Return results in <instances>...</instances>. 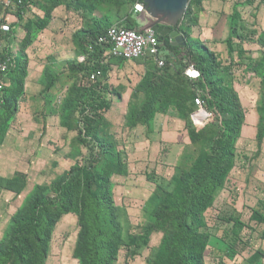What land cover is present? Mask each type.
<instances>
[{
	"label": "trees",
	"instance_id": "1",
	"mask_svg": "<svg viewBox=\"0 0 264 264\" xmlns=\"http://www.w3.org/2000/svg\"><path fill=\"white\" fill-rule=\"evenodd\" d=\"M101 1L77 2L90 15L91 23L74 34L77 39L80 37L81 54L86 55V61L76 59L71 64V69L85 72L86 78L91 72L99 69L105 71L107 67L101 62L104 49L95 44L98 36L106 33L113 25L109 23L108 17H93ZM201 1L190 0L179 26L187 42L185 46H172L169 38L162 40L157 32L165 64L159 67L152 56L147 57L149 68L139 86L145 93L144 102L142 107L132 108L128 114L127 125L150 126L157 113L166 112L174 106L178 116L186 120L191 140L202 143V149L189 169L172 176L169 181L162 179L157 182L156 192L161 195V199L150 210L149 222L145 228L146 233H164L160 246L154 252V264H206L205 251L210 235L203 231L207 228L205 214L235 168L237 142L245 119L237 92L225 82V75L229 71H225L218 56L207 45L189 33L190 25L195 22L190 18L192 8L200 5ZM136 2L144 0H123L116 4L134 6ZM49 13L50 11L47 12L48 16ZM135 14L133 7L132 12L126 13L124 17V25L138 28L139 22ZM11 32H0V42L3 38L10 37ZM259 41L264 46V34ZM29 44L30 40L27 38L23 47H28ZM91 44H94L92 51L89 50ZM167 49L176 55H182L174 60L172 54L166 52ZM7 56L10 54L6 49L0 50V59ZM14 59V66L8 71L12 73L11 84L3 89L0 128L16 115L25 90L27 63L21 57ZM187 61L194 62L200 70L201 77L198 80L184 75ZM246 70L262 77L257 133L260 147L264 139V53L259 61H252L247 65ZM46 77L48 81L45 91H48L54 85L55 76L47 72ZM98 81H86L85 86L71 87L63 107V115L77 110L82 113L83 129H80L78 139L84 144H94L96 147L92 149L98 150L93 151L91 160H80L54 182L55 197L47 194L46 187H36L26 205L14 216L5 244L0 245V264H42L55 224L63 214L71 211L79 216L80 231L74 253L79 264H117L120 249L124 245L128 248L135 247L133 250L137 254L148 246L149 235L128 232L126 211L124 207L117 205L114 198L111 178L115 174L126 175L129 167L117 145L98 133V126L104 118L103 112L111 107V102L104 99L101 93V89L105 90L109 86L103 87ZM199 89L205 92L204 99L208 109L217 113L215 119L200 130L191 118L192 112L197 108L195 98ZM260 203L264 207V202ZM254 214L252 217L255 220L264 223V215ZM231 220L236 221L237 229L246 226L239 219ZM34 259L37 260L36 263Z\"/></svg>",
	"mask_w": 264,
	"mask_h": 264
},
{
	"label": "rangeland",
	"instance_id": "2",
	"mask_svg": "<svg viewBox=\"0 0 264 264\" xmlns=\"http://www.w3.org/2000/svg\"><path fill=\"white\" fill-rule=\"evenodd\" d=\"M117 1L123 2V0ZM117 1L102 0L95 9L93 17L99 19L108 17L111 24L121 23L126 13H131L134 6L132 4L120 6L116 4L120 3ZM77 2L78 0H38L22 8L21 12L11 14L15 16L16 21L11 18L13 22L10 38L16 35L19 39V45L14 47H23L25 39L29 38L28 47H36L35 55L37 49L41 47H62L66 53H60L62 60L56 67L51 64L53 66L46 68L45 83L48 81L47 72L55 76V81L52 88L45 91L44 99L45 103L49 104V108L47 107L49 116L40 115L37 118L40 129L36 132H26L21 125L16 126L19 122L16 116L0 128V152L1 144L9 133L11 145L17 146L14 148L16 153L23 145L26 146L29 156L35 150L34 157L19 160L12 167L0 163V245L5 244L14 216L26 205L29 196L35 192L38 185L46 187L47 194L55 197L54 182L80 160H91L93 151L98 150V148L92 149L94 144H84L78 139L79 131L83 129L82 113L77 110L69 115H63V107L71 87L85 86L87 81L85 72L71 69V64L76 61V55L82 52L80 37L77 39L74 34L87 28L91 23L90 15L83 11ZM48 11H50L49 16ZM1 12L3 9L0 3ZM55 16L60 17L61 24L54 29L52 35L44 36L42 33ZM19 25L25 27L24 38L19 36ZM7 45L8 43H5L4 47ZM112 59L116 58L109 59L105 64L107 67ZM120 61L130 62L119 59L118 62ZM108 73H104L97 82L102 83L103 87L109 86L107 89L104 88L105 90L101 89V93L104 99L111 102L110 109L103 112L104 118L98 126V133L101 137L113 141L118 149H126L127 153L135 155L139 150L140 136L137 128L131 130L127 120L130 109L143 105L145 93L139 89L142 80L139 81V77H131L121 72ZM11 74H0V80H3L6 86ZM246 78L249 79L247 76ZM247 79L240 78L238 81L245 83L248 82ZM127 91L130 97L122 99ZM24 101L25 99H22V104ZM170 110L178 116L174 106L166 112ZM44 122L50 124L49 129L45 127L46 124L44 126ZM13 123H15L14 127ZM197 129L200 130L199 127ZM201 149L202 143L191 140L188 131V143L178 162V168L167 163L170 159H167L168 155H166V158L162 157L161 160L167 162L158 163L160 168L153 160L141 172L138 171L143 176L140 193L130 195L123 186L121 193L117 191V202H123L125 205L121 207L126 211L129 233L141 235L146 233L150 210L161 199V195L156 192L157 182L162 179L169 181L172 176L180 175L189 169ZM36 151L42 154L35 159ZM133 157L137 158V156ZM140 160V158L136 161L131 160V168L140 167L137 165ZM261 201L264 202V147L262 150L259 149L255 139H250L238 145L235 168L230 173L225 187L217 193L214 204L205 214L207 228L203 231L210 235V242L205 251L206 264H264V223L252 217L254 213L264 215ZM233 218L239 219L246 226L237 229L236 221L231 220ZM79 231L78 214L75 211L63 214L53 228L42 264H79V259L74 254ZM146 234L150 237L148 246L137 254L133 250L135 247L128 248L124 245L120 249L117 264H154V252L160 246L164 233L151 231ZM34 260L36 263L37 260Z\"/></svg>",
	"mask_w": 264,
	"mask_h": 264
},
{
	"label": "crops",
	"instance_id": "3",
	"mask_svg": "<svg viewBox=\"0 0 264 264\" xmlns=\"http://www.w3.org/2000/svg\"><path fill=\"white\" fill-rule=\"evenodd\" d=\"M135 17L138 22H140L138 28H143L147 23L145 17L140 13L135 14ZM11 18L13 21H16L14 15L10 16V21ZM190 18L195 20L189 27L190 35L207 45L209 49L218 56L225 71H229L225 75V82L237 92L244 109L245 119L241 130V136L237 142V151L240 143L250 139H255L258 146L257 133L260 122L259 100L262 93V77L254 72H247L246 68L252 61H259L264 53V46L261 45L259 41L261 35L264 34V2L257 0H202L200 5L193 6ZM13 21H11V26ZM61 22L60 17L55 16L42 34L44 36L52 35L54 29L59 26ZM118 24H125V22L122 21ZM18 30H20V38H24L26 34L25 27L19 25ZM9 38L10 37L2 39L0 42V50L5 51L6 49V52L10 54L9 57H11L13 61L15 60L14 58L21 57L27 63L25 90L21 97V101L22 99H25V101L24 104H22L21 101L19 102L20 110L15 116L17 117V122L19 120L20 123H16V126L21 125L28 133L33 131L36 132L40 129V125L37 122L39 120L37 118H39L40 115L49 116L47 110L49 104H46L44 99L46 68L53 65H55L53 67H56L62 60L60 58V53L63 54L64 52L66 53V51L62 49V47H41L37 49V55H35L34 50L36 47H14L19 45L18 36L14 35L10 39ZM5 43H8L6 47H4ZM166 52L172 54L174 60H177V58L182 55V53L176 55L168 49ZM81 55L80 52L75 58L78 60ZM162 55H164V51H162L161 56ZM47 58L48 60H46ZM138 59L139 60H127L130 62L126 63L122 61L118 62L119 59L117 58L112 59L111 64L106 67L105 71L103 70V73L107 74L108 72H114L117 74L121 72L131 77L137 76L140 81L146 74L150 63L147 57ZM246 76L249 77V79H247ZM239 77L241 79H247L248 82L244 83L243 81H238V79H240ZM11 80V77L7 79L8 85L11 84ZM53 92L54 91L51 93L53 94ZM129 97L130 93L127 91L124 93L122 99H128ZM36 107L37 110H35ZM49 125L50 124L44 122V126L47 127V129H49ZM14 126L15 123H13V127ZM136 128L140 136L138 139L139 150L136 154L127 153L125 151L126 149H120L124 156V160L128 164L129 171L126 175L115 174L111 178L114 198L119 206H125L123 202L118 203L116 197L117 191L121 193L122 186L126 188V191L130 195L140 193L141 179L143 176L139 172H141L148 163L151 164L153 160L156 161L160 168L159 164L167 162L164 159L163 161L161 160L162 157L166 158V155H168L167 159H170L167 163L177 167L183 150L188 143L187 122L177 116L173 110L166 113H157L150 126L138 124L131 127V130ZM10 132H12V129H10ZM9 136L10 133L1 144V164H9L12 167L13 164L19 162V160L22 161L24 158L28 159L30 156L34 157L35 150L32 155L29 156L25 145L21 146L16 153L14 148L17 146L11 145L12 143L9 140ZM263 147L264 139L261 146H258V148L262 150ZM36 152L38 154L36 153L35 159L38 155L42 154L38 151ZM133 156H137V158ZM138 158L141 159V162H137L141 170H139L140 167L132 169L130 161H136ZM37 162L39 163V161ZM16 170L20 169L16 168ZM135 183H137V185Z\"/></svg>",
	"mask_w": 264,
	"mask_h": 264
},
{
	"label": "built area",
	"instance_id": "4",
	"mask_svg": "<svg viewBox=\"0 0 264 264\" xmlns=\"http://www.w3.org/2000/svg\"><path fill=\"white\" fill-rule=\"evenodd\" d=\"M36 1L38 0H1L3 12L0 13V32H11L10 15L14 12H21L22 8ZM257 1L264 2V0ZM144 11V2H136L134 5V12L139 14ZM95 44L104 49L101 61L104 65L107 64L111 58L134 60L148 56H152L159 67L165 64L161 56L162 49L157 31L151 27L140 29L130 28L124 24H113L107 29L106 33L98 36ZM93 49L94 44L89 45V50L92 51ZM78 60L81 62L86 61V55H81ZM14 64L13 59L9 56L0 59V74H7ZM103 74V70H95L87 76V81L96 82ZM184 75L189 79L198 80L201 77V72L194 62L187 61ZM5 86L4 81L0 80V109L4 103L3 89ZM204 94L202 90H197V96L195 98L197 108L191 114L194 125L199 128L204 127L209 121L215 119L217 114L215 111L208 109Z\"/></svg>",
	"mask_w": 264,
	"mask_h": 264
},
{
	"label": "water",
	"instance_id": "5",
	"mask_svg": "<svg viewBox=\"0 0 264 264\" xmlns=\"http://www.w3.org/2000/svg\"><path fill=\"white\" fill-rule=\"evenodd\" d=\"M190 0H144L145 11L140 13L147 21L143 28H153L161 39L169 38L172 46H185L179 30Z\"/></svg>",
	"mask_w": 264,
	"mask_h": 264
}]
</instances>
